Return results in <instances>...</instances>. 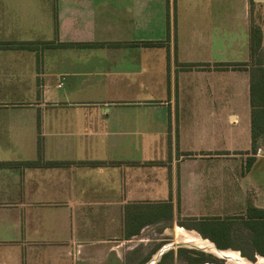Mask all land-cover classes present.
<instances>
[{
    "label": "crops",
    "instance_id": "obj_1",
    "mask_svg": "<svg viewBox=\"0 0 264 264\" xmlns=\"http://www.w3.org/2000/svg\"><path fill=\"white\" fill-rule=\"evenodd\" d=\"M260 201L264 0H0V264H149Z\"/></svg>",
    "mask_w": 264,
    "mask_h": 264
},
{
    "label": "rangeland",
    "instance_id": "obj_2",
    "mask_svg": "<svg viewBox=\"0 0 264 264\" xmlns=\"http://www.w3.org/2000/svg\"><path fill=\"white\" fill-rule=\"evenodd\" d=\"M250 165L251 164L248 162L246 166L249 168ZM259 203L264 204L263 201H260ZM250 204H255V200L252 198V195H249V199L246 205L249 206ZM225 222H226L225 224L230 225L229 226L230 229L226 233V239L231 245V247L228 249H232L233 251L238 252L241 257H244L246 260L253 262V263L261 262L262 260H264V258H262L264 256L257 252L256 245L252 239L253 233L249 228L245 226L242 217L240 216L230 217V218L226 217ZM220 224L221 223L217 221L215 223L214 221L213 223H205L201 226L197 225V227L200 229V232L204 234L205 231L210 232L211 230H213L214 228H216V226H219ZM175 225L189 229L183 221H180L176 223ZM176 226L172 225V226H169L168 229H165L164 228L165 226L160 224L156 226L155 228H152V229L150 228L146 230L143 233L142 240H144V242H147L148 246L138 249V251H141V253L145 256V259H146L148 257H151L152 253H154L155 251H156L155 253H157L158 251L157 249H161L166 244L173 243L176 245L175 243L177 240L176 235L178 234L175 232L174 227ZM189 230H192V229H189ZM209 235L212 237L211 234ZM201 236L204 237L203 235ZM217 237L218 239L219 238L224 239L219 234L217 235ZM204 238H207V237H204ZM179 248H185V249H183L182 252L181 251L179 252ZM171 250L174 251L173 253L174 255L170 254L166 256L162 264H226V260L230 262L227 257H221L219 254L212 252L210 249H207V248L205 249V248H200L196 246L185 245L183 247L175 246ZM187 250H191V251H187ZM242 251L246 254V256L242 254ZM198 252L204 253L205 256L204 257L201 256L200 254H198ZM196 257L202 258V259L205 258L206 262L195 261ZM249 257H254L255 260ZM223 258H225L226 260H224ZM230 263H236V262H230Z\"/></svg>",
    "mask_w": 264,
    "mask_h": 264
},
{
    "label": "trees",
    "instance_id": "obj_3",
    "mask_svg": "<svg viewBox=\"0 0 264 264\" xmlns=\"http://www.w3.org/2000/svg\"><path fill=\"white\" fill-rule=\"evenodd\" d=\"M244 224L247 228H249L252 233H253V242L256 245V249L257 252L261 255L264 256V209L262 208H257V207H250L248 210V216L247 217H242ZM230 225L227 224H221L219 226H216V228H214L213 230H211L210 232H204V234H202L204 237L210 238L212 241H214L216 243V245L221 248V249H226L231 247V245L229 244V242L226 239V233L229 231ZM211 234L212 237L209 235ZM221 235L224 239H218L217 235ZM183 249L185 248H179V252L183 251ZM187 251H191V250H187ZM174 251L171 250L168 253L164 254L163 259L161 262H159V264H162V262L164 261V258L170 254H173ZM198 254H200L201 256H205L204 253L198 252ZM242 254L244 256H246V254L242 251ZM174 255V254H173ZM253 260L254 257H249ZM195 261H199V262H206L205 258H197L195 259Z\"/></svg>",
    "mask_w": 264,
    "mask_h": 264
},
{
    "label": "bare ground",
    "instance_id": "obj_4",
    "mask_svg": "<svg viewBox=\"0 0 264 264\" xmlns=\"http://www.w3.org/2000/svg\"><path fill=\"white\" fill-rule=\"evenodd\" d=\"M176 237L177 241L175 243H182L185 245L210 249L212 252L219 254L221 257H227L230 262H236L235 264H264V260L256 263L250 262L244 257H241L238 252L233 251L232 249L220 250L218 246H216L215 242L211 241L208 238L202 237L197 231L194 230H184L182 228H179L178 235ZM172 244L173 243L164 245L161 250H166L172 247ZM159 256L160 250L154 255L153 260H151L149 264H155Z\"/></svg>",
    "mask_w": 264,
    "mask_h": 264
},
{
    "label": "water",
    "instance_id": "obj_5",
    "mask_svg": "<svg viewBox=\"0 0 264 264\" xmlns=\"http://www.w3.org/2000/svg\"><path fill=\"white\" fill-rule=\"evenodd\" d=\"M216 244V243H215ZM175 246H177V247H183V246H185V244H182V243H176V245L175 244H172V247H170V248H168V249H166V250H161L160 249V256H159V258H158V260L155 262V264L158 262V261H160V259L162 258V256L166 253V252H168L169 250H171V249H173ZM217 246V245H216ZM219 248V247H218ZM220 250H227L228 248H226V249H221V248H219ZM224 260H226L225 258H223ZM226 264H235V263H230V262H228L227 260H226Z\"/></svg>",
    "mask_w": 264,
    "mask_h": 264
}]
</instances>
